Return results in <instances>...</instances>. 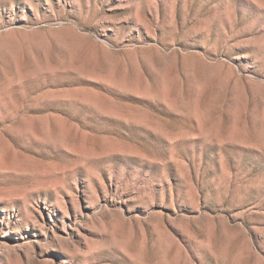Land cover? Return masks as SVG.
<instances>
[{
  "label": "rangeland",
  "instance_id": "1",
  "mask_svg": "<svg viewBox=\"0 0 264 264\" xmlns=\"http://www.w3.org/2000/svg\"><path fill=\"white\" fill-rule=\"evenodd\" d=\"M0 264H264V0H0Z\"/></svg>",
  "mask_w": 264,
  "mask_h": 264
}]
</instances>
